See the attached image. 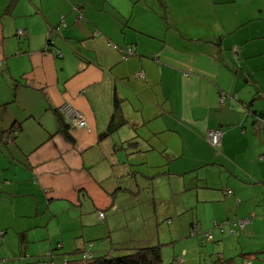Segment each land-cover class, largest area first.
<instances>
[{"label": "crops", "instance_id": "obj_1", "mask_svg": "<svg viewBox=\"0 0 264 264\" xmlns=\"http://www.w3.org/2000/svg\"><path fill=\"white\" fill-rule=\"evenodd\" d=\"M76 3L83 5L81 19L72 10ZM61 16L65 26H59ZM53 27L58 35L44 51ZM17 30L24 35L17 37ZM124 47L136 54L121 60ZM64 104L87 123L71 129V142L58 132L55 110ZM111 121L116 128L101 139ZM20 122L16 138L0 142L14 177L6 206L22 197L27 199L19 204L32 213L27 217L39 211L72 213L69 231L82 244L74 247L72 239L66 246L62 238L54 247L61 255L162 244L165 232L166 243L173 241L177 229L169 228L170 218L167 226L157 225L155 204L153 215L136 203L133 224L115 219L124 214L122 200L136 201L150 189V200L162 202L158 184L167 187L175 214L179 191L168 164L178 159L187 169L182 173L205 166L217 174L222 190L232 187L229 195L202 201L219 203L213 211L250 218L242 227L231 223L230 235L239 231L259 239L264 233V0H0V130ZM215 129L223 131L219 147L206 139ZM23 169L29 179L18 180ZM91 213L102 225L97 238L88 234ZM228 215L215 218L220 220L210 229L223 244L227 237L214 236V224L222 225L223 234ZM120 228L126 233L115 238ZM29 230L20 231L29 257L48 252L30 248ZM240 235L233 248L254 264L252 257L264 249L245 252ZM253 243L264 247V241Z\"/></svg>", "mask_w": 264, "mask_h": 264}, {"label": "rangeland", "instance_id": "obj_2", "mask_svg": "<svg viewBox=\"0 0 264 264\" xmlns=\"http://www.w3.org/2000/svg\"><path fill=\"white\" fill-rule=\"evenodd\" d=\"M5 146L6 145L0 143V264H3L2 260H5L6 264H32L30 263V261L36 260V257L32 256L21 261H19L17 258L19 240L17 234L24 229H31V231L29 230L27 233L30 241L29 246L33 251L40 250V252H46L47 250L54 249L57 242L62 241V238H64L66 246H72L71 242H68V240L70 241L72 239L77 241V245H74V247L81 246L82 240H80L79 238H75V236L77 235H74L75 233L73 231H69L74 227V224L69 222V220L72 218V213H69L68 211H56L58 212V214L55 216V213L53 211H39L40 214L32 217H27L26 214L32 213L31 211H24L21 204H19L18 201H25L27 199L22 197L16 198L17 203L13 204L9 209L7 208V199L13 196L12 189L9 188V178L13 181L14 177L12 171L8 169V166L6 164L7 150ZM154 154L160 155L158 151L154 152ZM8 161H11V159L8 158ZM176 161L182 160L178 159L175 161H171L168 165L171 166L172 172H174L171 181L175 186V189L179 191V193L175 196V207H178V211H175V214L173 213V211H170L171 203L173 201L167 199L169 196V193L167 192L168 189L165 185L158 184L156 187V191L159 195H161L159 197L164 198L162 202L158 200V202L153 203L150 200V198L152 197L151 189L146 191L144 196L143 194L138 195L136 201L133 200L131 202L130 200H122V203L126 208L123 210L124 214L122 212L117 215L115 223L120 224L122 218L124 217L125 219L128 218L129 222L133 224V222L137 220V213L134 211L136 203L144 211L151 214L153 213L154 215L153 211L155 204L157 225L167 226V219L170 218L172 221L169 228L173 229L175 227V230L177 229L175 237L172 238L173 241H169L167 243L165 238L168 237V233L165 232V238L163 240L164 243L160 244L162 264H176V260L174 261L173 259L174 257H176L178 260L185 259L189 262H196L199 260L200 263L203 264V259L208 258L209 252L211 251V248L212 246H214V244L208 243L206 246L201 245L200 242H198L199 237L190 234V223L195 224L194 222L197 221L199 225L197 223L196 224L199 228H201L202 231L210 230L212 229L211 227L213 220H220L215 218H222L227 213H230V215H228V222L230 223L224 227V233L221 234L219 228L213 231L214 236L225 235L224 237H227L226 239H224L225 244H223V242L221 241H218L219 247H217L215 250L222 251L226 255H236V260H240V257H238L237 255L239 250L233 248L235 241L234 238H238V236L240 235L239 231L237 233H234L233 235L229 234V230L233 231L231 223L236 222L238 224V221L240 220L239 217H235V215H233L231 211H213L214 209L220 207L219 203H214L215 206L213 205L212 207L209 202L202 201L203 199L207 200L212 196H218L219 194L227 195L226 191L232 190V187H227L222 190L223 187H220L222 186V183L219 181L217 174H215L214 171L212 172L211 170H206L205 166L195 168L193 169V171H191V173L184 174L182 172L187 169H185V167L182 165V162ZM176 163L178 165L176 167V170L177 172H179L177 173V175H175ZM168 165L165 166L166 170H168ZM25 177L29 179V172L23 169L15 178H18V180H25ZM208 180L209 182L207 183L206 181ZM190 186H192V188H190ZM20 189L24 190L28 188ZM183 202H186L185 207L180 208ZM195 204H197L198 208L194 206ZM110 210L111 209H108L107 211ZM52 213L54 215L53 217L51 216ZM106 215L108 214L106 213ZM88 216L90 219L88 222V224H90L88 227L90 229V232L88 234H90V236H93L94 238H97V228L102 225L98 220L94 218V216H92V213ZM224 219L226 220L227 216ZM58 220L63 226L62 229L58 228ZM86 229L87 228L85 226V230ZM142 229L144 228L142 227ZM72 233L73 235H71ZM125 233L126 231L120 228L116 232H113V235L116 236L115 238H117V236L122 238L123 234ZM160 234V236L163 237V232H161ZM44 236H46V239H44ZM258 237L259 239H255L253 237L246 236L245 232L243 235H240V243L247 244L244 249L246 250L245 252L248 253L249 251H258L264 249V247L262 248L261 246H255L253 243H263L264 233L260 234ZM89 238L90 237H87V240ZM94 240V243L98 242V239ZM117 248L118 250H115V252H124L120 250L121 248L118 247V245ZM184 249L186 251L188 250V253H186L187 257L186 255H184ZM69 250L71 249H66V252H68ZM53 251L56 252V255H54V262L56 264H62V258L67 255H61L60 253H58V251L63 252L62 249ZM29 253L30 255L32 254L31 252ZM73 258H75V256H69L68 259ZM252 260L254 264H264V254L260 255L259 257L253 256Z\"/></svg>", "mask_w": 264, "mask_h": 264}, {"label": "trees", "instance_id": "obj_3", "mask_svg": "<svg viewBox=\"0 0 264 264\" xmlns=\"http://www.w3.org/2000/svg\"><path fill=\"white\" fill-rule=\"evenodd\" d=\"M72 10L77 13L78 18H83V5L81 3H76L73 7ZM65 17L61 16L60 20H59V26H65ZM57 28L53 27L51 29H49L48 34L46 36V40H45V46H44V51L49 50V47L53 45L54 43V39L56 38V36L58 35L57 32ZM116 47V46H115ZM117 48V47H116ZM235 50V49H233ZM121 53H120V58L121 60H126L128 59L130 56L135 55V51L133 48L131 47H124L120 49ZM128 51H131V54H127ZM142 73V72H139ZM138 73V76H139ZM140 77H143L140 76ZM118 106V105H117ZM115 112H116V107H115ZM55 113H57L58 115V132L63 134L64 138L68 141H73L69 132L71 131L72 126L67 123L63 116L61 115L60 111L55 110ZM114 117V114H113ZM116 128L115 124L113 121L109 122V124L107 125V128L105 129V131H103L99 136L100 138H105L107 137L109 134H111V132L114 131V129ZM21 130V122L17 123L16 126H12L10 127L8 130L6 131H1L0 130V142L6 144L9 141H13L16 138V134L18 133V131ZM104 214V213H103ZM103 219H104V215H103ZM241 220H247V222L250 220V218H244ZM102 221V220H100ZM226 225H228V223L226 222ZM197 227V229L199 230V232L191 234L192 228L193 227ZM214 226L218 227L219 230H223L222 225L219 226L217 223L214 224ZM190 234L191 235H196L199 237V241L201 245L206 246L208 243H213L214 246H218V241H216L213 238V234L211 230H205L202 231L201 228L198 227V225L195 224H191L190 226ZM231 231V230H230ZM205 234H209L211 235L210 238H208L207 236H205ZM18 236V250H17V258L19 261L24 260L26 258H29V255L27 253V250H25L24 246L22 245V242L25 240V233L24 232H19L17 234ZM0 238H1V234H0ZM160 244H156V245H147V246H124V245H118V247H120L121 251H124L122 253L120 252H115V250H118L117 246L115 247L116 249H114V253L110 252V253H102V254H98V255H94V253L89 252V251H83L81 252V250L79 252H81V255L79 257H75L73 259H68L69 256H65L62 258V263L64 264H162V258H161V251H160ZM57 247H60L59 245H57ZM55 249V248H54ZM54 249L49 250L48 252L41 254L39 256H36V260L35 261H30V263L32 264H39V263H45V264H56L54 262ZM77 253V252H75ZM61 254V253H60ZM72 256V255H70ZM247 254H243L240 253L238 255V257H240L241 259H243L241 262H236V258L235 256H230V255H226L221 251H216V252H209L208 258L207 259H203V264H251L250 258L247 256ZM174 261L176 260V264H201L200 261H196V262H189L185 259H177L176 257L173 258ZM236 260V261H235ZM3 264L5 263V260H2ZM174 264V263H171Z\"/></svg>", "mask_w": 264, "mask_h": 264}, {"label": "built area", "instance_id": "obj_4", "mask_svg": "<svg viewBox=\"0 0 264 264\" xmlns=\"http://www.w3.org/2000/svg\"><path fill=\"white\" fill-rule=\"evenodd\" d=\"M16 35L17 37H21L24 35V32L22 30H17ZM127 54H131V51H128ZM142 75H143L142 73H139V76H142ZM59 111L61 115L63 116L64 120L67 123H69L72 126V128L83 129L87 127V123L85 121L84 116L81 114V112H79L77 109L73 108L69 104L61 105L59 107ZM222 133L223 131L221 129L209 130L206 133V139L213 147H219ZM229 194H230V191L228 190L227 195ZM103 215L104 214L102 212L99 213L100 220H103ZM246 222L247 220L240 219L238 221L239 227H242ZM197 232H199V230L197 229V227L194 226L192 228L191 234H194ZM205 236L210 238L211 235L205 234Z\"/></svg>", "mask_w": 264, "mask_h": 264}]
</instances>
